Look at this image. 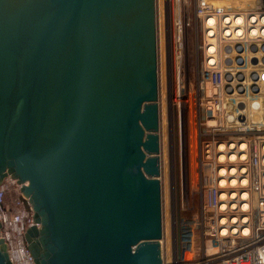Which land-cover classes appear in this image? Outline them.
Here are the masks:
<instances>
[{
  "label": "water",
  "instance_id": "water-1",
  "mask_svg": "<svg viewBox=\"0 0 264 264\" xmlns=\"http://www.w3.org/2000/svg\"><path fill=\"white\" fill-rule=\"evenodd\" d=\"M154 2L0 0V182L35 264L163 263Z\"/></svg>",
  "mask_w": 264,
  "mask_h": 264
},
{
  "label": "built area",
  "instance_id": "built-area-1",
  "mask_svg": "<svg viewBox=\"0 0 264 264\" xmlns=\"http://www.w3.org/2000/svg\"><path fill=\"white\" fill-rule=\"evenodd\" d=\"M218 2L155 0L156 48L161 13L171 36V103L177 110L190 106L182 63L191 35L198 71L195 125L198 135L209 134L200 145L201 203L174 253L162 222V264H264V0ZM226 150L234 158L220 160ZM22 185L10 177L0 182V238L11 264H35L24 237L34 211Z\"/></svg>",
  "mask_w": 264,
  "mask_h": 264
},
{
  "label": "rangeland",
  "instance_id": "rangeland-1",
  "mask_svg": "<svg viewBox=\"0 0 264 264\" xmlns=\"http://www.w3.org/2000/svg\"><path fill=\"white\" fill-rule=\"evenodd\" d=\"M220 2L225 3L226 0H219L218 3ZM153 16L154 31L156 32L155 6ZM165 26V18L161 13L162 42L160 48L157 45L156 52V81L158 82L156 104L160 107L161 114L158 134L160 140L159 158L162 163V172H160L158 179L161 182V212L163 229L166 231L164 234L166 236L165 244L168 252L173 251L174 253L177 249L178 235L181 234L180 238H182L184 232H189L188 226L194 218L193 211L198 209L201 203L203 179L200 170L202 168L200 145L203 138L207 139L209 134L198 135L199 132L195 125L196 113L193 93L195 92L198 71L196 48L191 35H189L188 49L182 63L185 67L183 80L186 82L185 91L191 97L190 106H182L180 110H177L175 105L171 103L176 87L175 64L171 48V36L166 32ZM192 178L195 179L193 185ZM194 236L197 239L196 232ZM164 241L165 239L162 240L163 248L166 246Z\"/></svg>",
  "mask_w": 264,
  "mask_h": 264
},
{
  "label": "bare ground",
  "instance_id": "bare-ground-1",
  "mask_svg": "<svg viewBox=\"0 0 264 264\" xmlns=\"http://www.w3.org/2000/svg\"><path fill=\"white\" fill-rule=\"evenodd\" d=\"M228 21V20H227ZM158 109H159V111H158V114H159V120H160V116H161V114H160V107L158 106ZM246 109H248V106H246L245 107V110ZM192 140V139H191ZM192 144V143H191ZM191 146V145H190ZM224 147H225V145H220V147H219V150L220 151H223L224 150ZM233 148V145L231 144V146H230V150ZM227 150L226 151H224V153H221V155H220V157H219V159L220 160H223L224 158H227V159H233L234 158V155H227ZM193 154V153H192ZM191 158V157H190ZM160 159V158H159ZM160 172H162V163H161V161H160ZM193 165V164H192ZM193 171V170H192ZM192 173V172H191ZM192 175V174H191ZM194 182H195V179H193L192 178V185L194 184ZM244 232H246V230H244Z\"/></svg>",
  "mask_w": 264,
  "mask_h": 264
}]
</instances>
